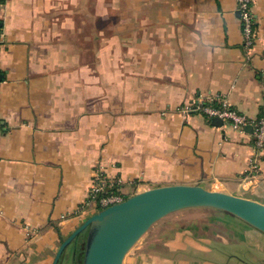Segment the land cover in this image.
Instances as JSON below:
<instances>
[{"label":"crops","instance_id":"crops-1","mask_svg":"<svg viewBox=\"0 0 264 264\" xmlns=\"http://www.w3.org/2000/svg\"><path fill=\"white\" fill-rule=\"evenodd\" d=\"M252 2L246 50L237 0H0V264H52L97 212L85 204L100 169L124 198L186 184L264 204L253 126L182 110L221 96L260 118L264 0ZM176 223L138 263L264 264V234L228 213L185 209L156 231Z\"/></svg>","mask_w":264,"mask_h":264},{"label":"water","instance_id":"water-1","mask_svg":"<svg viewBox=\"0 0 264 264\" xmlns=\"http://www.w3.org/2000/svg\"><path fill=\"white\" fill-rule=\"evenodd\" d=\"M216 125L223 123L214 118ZM190 208L228 213L264 234V204L201 185L173 184L144 190L100 209L79 226L58 249L52 264H62L73 246L81 264H124L128 253L165 217Z\"/></svg>","mask_w":264,"mask_h":264},{"label":"built area","instance_id":"built-area-1","mask_svg":"<svg viewBox=\"0 0 264 264\" xmlns=\"http://www.w3.org/2000/svg\"><path fill=\"white\" fill-rule=\"evenodd\" d=\"M237 8L242 24L244 46L246 50H251L256 43L255 18L253 13L252 0H237ZM3 32L0 28V43L2 42ZM185 112H195L205 115L207 118H220L228 122L234 130L244 131L248 126H253L255 145L257 150H264V97L262 102V113L260 118L253 122L247 116L240 114L232 108L228 100L221 97H204L201 95L193 105L182 108ZM256 165H251V170L256 171ZM121 180L112 178L104 169L96 170L90 198L86 205L99 204L101 209L112 204L119 203L125 198L120 189ZM111 189H114L112 191ZM117 190L118 192H116Z\"/></svg>","mask_w":264,"mask_h":264},{"label":"rangeland","instance_id":"rangeland-1","mask_svg":"<svg viewBox=\"0 0 264 264\" xmlns=\"http://www.w3.org/2000/svg\"><path fill=\"white\" fill-rule=\"evenodd\" d=\"M86 205V204H85ZM89 211H99L101 209L100 205L98 204H91L88 206ZM96 212V213H97ZM172 218V217H171ZM181 220V219H177ZM166 221V219H165ZM163 221V222H165ZM163 224V223H161ZM160 224L154 225L153 229L148 231V233L136 244V246L128 253L125 264H140L137 261L141 259H148L152 258L153 253H158L159 251L163 250L162 246H159L160 244H164L171 233H174L176 230H179L180 225L179 223H176L170 226V230L168 228L165 229V231H162L161 234H159L158 231H156L159 228ZM177 227V228H176ZM164 230V229H163ZM173 235V234H172ZM158 244V246L156 245ZM144 246V247H143ZM241 248H239L240 250ZM143 250H145L143 252ZM70 252V250H69ZM245 254L251 256L248 252Z\"/></svg>","mask_w":264,"mask_h":264},{"label":"trees","instance_id":"trees-1","mask_svg":"<svg viewBox=\"0 0 264 264\" xmlns=\"http://www.w3.org/2000/svg\"><path fill=\"white\" fill-rule=\"evenodd\" d=\"M112 191H114V189H111ZM116 192H118L117 190H115ZM81 246L78 247V252H77V256H76V264H81V260H82V256H83V247H84V241L80 240Z\"/></svg>","mask_w":264,"mask_h":264}]
</instances>
